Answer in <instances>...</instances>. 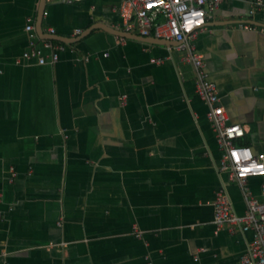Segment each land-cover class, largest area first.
<instances>
[{"label": "crops", "instance_id": "0c3cea01", "mask_svg": "<svg viewBox=\"0 0 264 264\" xmlns=\"http://www.w3.org/2000/svg\"><path fill=\"white\" fill-rule=\"evenodd\" d=\"M120 4L0 0V264H242L253 232L218 229L214 201L244 215L247 195L221 169L195 67L177 41L126 31ZM256 9L224 0L192 43L245 127L236 142L264 153ZM45 42L65 46L55 64L24 58ZM263 181L247 180L256 197Z\"/></svg>", "mask_w": 264, "mask_h": 264}, {"label": "built area", "instance_id": "2783aa9c", "mask_svg": "<svg viewBox=\"0 0 264 264\" xmlns=\"http://www.w3.org/2000/svg\"><path fill=\"white\" fill-rule=\"evenodd\" d=\"M223 1L121 0L120 14L126 31L177 41L179 50L183 52L182 59L194 65L197 93L209 107L208 117L223 152L221 169L229 173L232 181L244 187L248 200L247 212L238 215L228 194L220 191L214 201V224L218 229L239 228L243 231H252L253 240L248 251L242 256V264H264V181L260 197L253 195L247 186L250 177L264 178V153H256L252 147L236 142L237 139L244 137L245 127L239 123L229 122L226 110L220 103L217 84L210 79L203 55L192 43L196 35L206 27L209 16ZM244 1H251L256 10L264 11V0ZM242 28L256 29L252 23L243 24ZM26 29L31 37H34L31 19H28ZM50 32L55 33V29L51 28ZM45 48H51L49 56L44 54ZM64 49L65 46L60 43L52 45L45 42L43 47L33 45L23 56L36 58L39 64H55ZM141 234L138 232L137 235L140 237Z\"/></svg>", "mask_w": 264, "mask_h": 264}]
</instances>
